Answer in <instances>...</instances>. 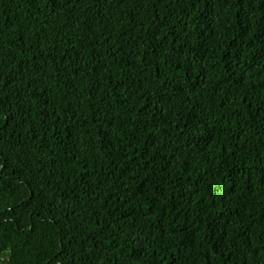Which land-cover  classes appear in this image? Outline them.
Masks as SVG:
<instances>
[{"label":"trees","instance_id":"1","mask_svg":"<svg viewBox=\"0 0 264 264\" xmlns=\"http://www.w3.org/2000/svg\"><path fill=\"white\" fill-rule=\"evenodd\" d=\"M0 264H264V0H0Z\"/></svg>","mask_w":264,"mask_h":264}]
</instances>
